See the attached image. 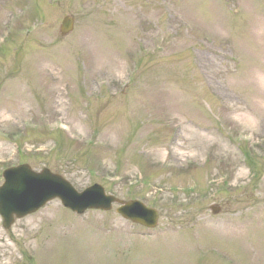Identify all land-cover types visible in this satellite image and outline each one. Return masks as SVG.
Returning <instances> with one entry per match:
<instances>
[{"label":"rangeland","instance_id":"obj_1","mask_svg":"<svg viewBox=\"0 0 264 264\" xmlns=\"http://www.w3.org/2000/svg\"><path fill=\"white\" fill-rule=\"evenodd\" d=\"M21 163L159 219L53 200L0 219V264H264V0H0V174Z\"/></svg>","mask_w":264,"mask_h":264},{"label":"water","instance_id":"obj_2","mask_svg":"<svg viewBox=\"0 0 264 264\" xmlns=\"http://www.w3.org/2000/svg\"><path fill=\"white\" fill-rule=\"evenodd\" d=\"M72 19L62 20L59 32L61 36L72 30ZM3 184L0 186V217L2 226L8 229L14 219L22 218L35 212L46 202L58 198L61 204L75 212L83 214L86 210L108 211L113 203L119 204L116 213L147 228L156 225L157 214L137 201L122 202L106 196L103 189L94 185L81 193H77L60 176L50 173L47 169L33 172L29 166L20 165L9 168L2 173ZM217 213L216 209H212Z\"/></svg>","mask_w":264,"mask_h":264}]
</instances>
